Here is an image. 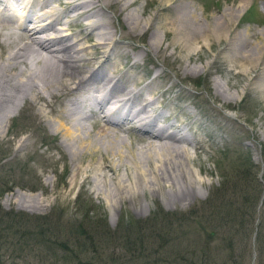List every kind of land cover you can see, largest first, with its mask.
I'll return each instance as SVG.
<instances>
[{
	"label": "rangeland",
	"instance_id": "374dc122",
	"mask_svg": "<svg viewBox=\"0 0 264 264\" xmlns=\"http://www.w3.org/2000/svg\"><path fill=\"white\" fill-rule=\"evenodd\" d=\"M81 1L95 3L93 8H88V13L92 12L94 15L87 18L76 16L78 11L64 9L58 4L59 0H17V3L31 5L32 12L37 7L43 8V5L46 6L45 9L50 6L54 8L57 14L54 20H58L55 28L64 29L62 33L67 37L80 38L79 46L83 47L97 42V31H93V38H87L88 31L82 30L86 27L85 23L102 24L100 32L111 34L113 42L109 47H104L109 57L99 54L97 58L103 60V65L110 62L119 70L113 75L119 77L116 81L118 85L121 83L119 87H141L145 96L154 99L156 114H160L161 119L165 115L168 117V120H162V126L174 124L163 134H172L176 138L185 137L189 141L191 146L182 141L179 146L186 147L188 155L190 154L187 167L193 172L195 193L186 200H181L182 198L171 197L168 188L161 184L158 185L159 190L155 191L131 187L136 192L135 197L115 201L117 204L113 207L108 200L95 196L92 192V178L85 180L90 174L85 170L90 160L84 157L78 162L75 153L80 150L76 139L65 138L57 130L59 121L56 113L64 111L72 96L52 95L54 88H43V82L36 76V84L32 89L36 88L37 91L29 90V97L21 103L18 110L13 112L12 106L2 110L3 113L10 112L11 118L9 117L7 126L5 123L2 126L0 124L1 211L46 218L48 222H57L58 227L68 228L73 223L92 226L95 233L88 228H85L86 232L94 237L95 244L100 246L99 249L104 254L103 259L98 261L95 254L87 251L86 258L91 259L94 264H264V227L258 229L259 224L255 221L254 227L257 230L251 231L249 217H245L247 209L233 208L232 213L238 218L222 214L226 217L224 220L231 222L239 219L243 223V231L239 232L240 240L235 239L228 244L225 239L230 238V234H222L219 230L209 236L208 232L212 230L210 228L216 227L207 226L214 222L210 214L219 216L216 211V196L219 192L234 188V192L247 191L245 195L249 200L256 193L260 194V204L263 200L264 95L261 94L259 77L256 75L264 66V0H166L168 3L165 0H118L120 3L117 0ZM104 1L107 2L103 3ZM202 1L206 3L205 6ZM248 7L254 14L245 13ZM223 13H231L228 24L223 22ZM245 18L249 21L252 19L251 23L245 24ZM0 20V36L6 34L3 38L8 40V28L2 26L7 22L1 18ZM77 22H81L82 27ZM177 22L183 27V31L180 28L174 30ZM185 26L188 27L187 33L184 32ZM188 32H191L192 39L189 38L191 41L183 45L179 39ZM214 33L223 35L225 40L218 42ZM248 41L251 47L253 44L257 45L256 48L246 49H254L253 53L260 56L257 65L252 67V72L247 62L240 69L235 63L228 62L229 56L242 51L243 45L248 44ZM188 44L190 46L186 47ZM16 46L15 43L4 48L0 46V55ZM24 51L25 54L22 51L20 53L31 65L30 69L34 70L37 65L33 60L35 55H31L29 50ZM85 51L83 56H95L91 55L90 47ZM13 72L14 70L6 74L16 81L19 78ZM214 84H218L219 88L215 89ZM36 93L43 97L30 98ZM78 112L80 125L89 131L90 139L101 145L103 140L95 133L101 127L100 121L96 122L93 115L83 108ZM115 132L132 149L146 141L137 131ZM98 158L99 156H94L95 160ZM116 175H128L131 178L132 171L127 172L121 167ZM102 182V186L106 184L110 189L116 187L114 175L107 170L104 171ZM245 207L249 208L248 205ZM164 214H168L167 220L160 218ZM179 215L185 216V221L174 219ZM144 222H147L146 225ZM24 223L22 220L18 223L19 226L16 224L14 230L24 226ZM133 224L141 227L145 233L136 236L132 234L128 240L133 242V237L137 239L140 236L141 244H145L144 248L120 246L127 244L124 235L128 231L123 230V227L121 232L117 230L121 226H128L130 231ZM162 227H166L164 232H161ZM167 229L178 233L174 234L176 239L164 244L162 248L158 247L162 245L159 235L166 238L169 235ZM236 230L237 227L234 228ZM247 231L249 233L244 238L242 234ZM117 233L120 234L119 237ZM257 235L258 241H255ZM11 238L0 235V244H27ZM139 243L137 239V244ZM5 250L0 249V264L76 263L60 245L55 247L53 257L44 263L35 255L26 256L25 263H22L9 250Z\"/></svg>",
	"mask_w": 264,
	"mask_h": 264
},
{
	"label": "bare ground",
	"instance_id": "6f19581e",
	"mask_svg": "<svg viewBox=\"0 0 264 264\" xmlns=\"http://www.w3.org/2000/svg\"><path fill=\"white\" fill-rule=\"evenodd\" d=\"M105 2L107 1H104L103 3ZM164 2H166V0ZM2 3L3 0H0L1 5H3ZM58 4L64 9L69 8L73 12L78 11L76 16L87 18L92 14V12L91 14L88 13V8L90 6L93 8L95 3L81 0H59ZM30 8L31 5L29 6L27 3L19 4V10L23 13L24 20L28 23V26L16 24V28H14L12 24H15V21H12V18L5 20L7 23L2 25L8 28L7 39L10 41L8 42V40L3 38L6 37V34L3 33L4 35L1 34L2 36H0L2 37V40H0V46L4 48L11 43H15L17 46L14 49H6V53L4 55H0L1 126L4 123L5 126H7L6 124L8 123L10 117V112L4 111L3 113L2 110L10 106H12L13 112L14 110H18L19 107H21V103L29 97V92L31 90H36V88H32L36 84L35 79L37 78L36 76H38L40 81L44 84V86H42L43 88H48L49 90L50 88H54V93H52V95L63 96L66 94L65 96H72L67 105L64 107V111L59 114L56 113V117L59 121V123L57 121V130H60L61 135L65 138L68 137V139H76V143L80 150V152L75 153V158L78 159V162L80 158L84 157L90 160V164H87L85 168V170H87L90 174L85 177V180L90 177L92 178V192L95 196L103 198L106 201L108 200L110 202V206L113 207L117 204L115 201L118 202V200L127 199L129 196L135 197L134 194L136 192L131 190V187L142 191L144 189L155 191L158 189L159 184L163 187H167L170 191V196L173 198H182L181 200H186L188 196L193 195L195 193V190H193L194 180H192L193 172H191L187 167L190 154L188 155L186 147L179 146L181 141L182 143L187 144V146H191L189 141L185 139V137L176 138L172 134H163L167 128L169 129L173 127L174 124L172 123L167 125L163 124V126L161 125L158 128H154L157 119L159 121L163 119L165 121L166 119L168 120L167 115L161 119V115L156 114L157 109L153 108L154 99L152 97L145 96L142 90L143 88L141 87L136 88L135 86L134 88H130L127 85L119 87L121 83L119 85L116 84L119 77L113 76L114 73H118L119 70L113 67V64H110V62L103 65V60L97 58V55L99 54H105L109 57V54L106 51L107 49L104 50V47L107 48L111 45L113 42L112 35L109 33L106 34V32H100L102 26L101 23H85L86 27H83L82 30L88 31L86 35L87 38H93V31H97V42L90 46H79L80 38L73 35V37H67L64 33H62L64 29L59 30L55 28L54 25L58 23V20H54V17L57 16L54 8L50 6V8L45 9L46 6L44 7L43 5V8L38 9L39 13L36 16L28 18L26 14L30 11ZM231 13H227L226 15L223 13V22L225 21V23L228 24V21L231 18ZM0 18L2 19L1 14ZM4 18L2 20H4ZM57 18L59 19V17H56V19ZM179 23L177 24V28L174 27V30L180 28L179 30L183 31V27L180 26ZM77 25L82 27L81 22H77ZM187 28L186 26L184 27L185 33L188 31ZM14 30H16L17 33ZM190 33L188 32V34H184V37L179 39L183 45L191 41L189 39H192ZM214 35H216V33H214ZM18 38L19 40H17ZM216 39L218 42H221L224 37L223 35L218 34L216 35ZM155 41L158 40L155 39ZM153 43L156 44L157 42ZM256 45L253 44L251 47V44L248 41V44L243 45L244 49H242V51L232 53L229 56L228 62L230 61L235 63L239 69L247 62L250 64L249 69L252 72V67L257 65L260 56L253 53L254 49L253 51H249L246 48H256ZM189 46V44L186 45V47ZM88 47L92 49L91 55L95 56L86 57L82 55V53L85 55V50ZM24 50H29L31 55L36 56L33 58V60L37 63L34 70L30 69L31 65L26 62V58L20 53V51L23 52ZM87 55L90 54L87 53ZM38 64H40V68L38 67ZM114 69L116 70L114 71ZM13 70V73L19 78L16 79V81L11 80L8 77L9 75L6 74H9V72ZM112 70L113 72H111ZM108 71L109 75H105V72ZM242 74H245V72ZM21 77L24 79H21ZM256 77H259L260 91L261 94L264 95V66L262 67V71L258 72ZM214 88H219V85L214 84ZM138 89L140 92H138ZM68 92L71 93L68 94ZM33 97L41 99L43 96L36 93L30 98ZM81 108H83L85 112L89 111L93 115L96 122L100 121L99 123L101 125H99L101 127H99L95 133L97 137L103 140L101 145H98L95 140L90 139L91 135L89 131L85 130L80 125L78 113L81 111H78ZM96 122H94V125H97ZM114 129L120 130L123 133L126 131H137L140 136L145 137L146 141H144L137 148L132 149L130 145L127 144L128 142L126 143L121 137L116 136ZM5 131L6 127L4 133ZM80 133H83V135ZM94 156H99V158L95 160ZM121 167H124L127 172L132 171L131 178L128 175H124L122 177H118L116 175V171ZM105 170L114 175L116 187H113V189H110L106 186V184L103 186L101 185L103 184L102 181L104 179ZM73 171H75V168Z\"/></svg>",
	"mask_w": 264,
	"mask_h": 264
},
{
	"label": "trees",
	"instance_id": "16d2710c",
	"mask_svg": "<svg viewBox=\"0 0 264 264\" xmlns=\"http://www.w3.org/2000/svg\"><path fill=\"white\" fill-rule=\"evenodd\" d=\"M245 21L248 22L249 19L245 18ZM246 187L247 186L245 185V189ZM245 189L244 191H246ZM245 193L243 191L242 193H239V191L234 192V188L218 193V195L216 196V200H217L216 211L219 213V216L214 217L212 214H210L214 222L208 223L207 226L212 225L215 226L216 228H210L212 230L208 232L209 236L214 235V233H216V231L219 230L222 234H226V235L230 234V238L225 239V241H227L228 244H230L232 240L241 239L240 238L241 233L239 234V232L243 231V223H241L239 219L236 221L229 222L227 220H224V218H226L225 216H222V214L224 213L228 216L233 215L232 217L238 218L236 217L235 213H232L233 208H239L240 210L241 208H245L248 210L245 217L246 216L249 217L251 231L257 230V228L259 229L261 227H264V195L262 196L263 200L261 201L260 204L258 202L259 201L258 197L260 194L256 193L254 198H252V200H249V198L247 197V195H245ZM263 194H264V190H263ZM258 203L260 204V206L258 210H256L257 209L256 206L258 205ZM245 205H248L249 208H246ZM256 212H258L257 216H256ZM243 216L244 213L242 212L241 217ZM160 218L167 220L168 214H164ZM184 218L185 216L179 215L176 216L174 219L180 221L181 219ZM22 220L25 222L23 224L24 226L21 225L20 228L17 227L16 230H14L15 225L17 224V226H19L18 223L21 222ZM255 221H257L259 224L257 225V228L254 227ZM147 222H144V224L146 225ZM57 225H58L57 222L54 221L48 222L46 221V218L39 219L38 217H31L25 214L5 213L0 209V235H6L7 239H9L11 237L8 233H10L12 236L11 239L16 241L22 240L23 243H27V244H0V249L4 248L6 249L5 251L9 250L8 252H10L11 255H14L15 258H19L22 261V263H25L24 258L28 255H35L42 263L48 261L49 259H51V257H53L54 249L57 245L62 246L63 249L69 253L70 259L75 261L76 262L75 264H94L93 262L90 261L91 259L86 258L87 255L85 254L87 251H89L93 255L95 254L96 259L98 261L103 259L104 257L103 250L100 251L99 249L100 246H97L98 244H95L96 241L94 240V237H92V235L89 232H86L85 228H88L89 231L95 233V229L92 226L85 225L84 223H73L69 225L68 228L63 226L58 227ZM122 227L123 230L128 232H126L124 235V239L127 240L125 243L127 244H123V245L120 244L121 247L127 245L129 248H136L137 246L140 249L144 248L145 244H141L142 238L140 236L137 237L138 241L140 242L139 244H137V239L133 236H132L133 242L131 240H128L130 239L129 236L132 234L136 236V235H141V233H145V231L141 227L138 226L135 227V224H133L132 228L129 231L128 226H121L119 230H117V232L118 231L121 232ZM230 227H234V228L237 227V230L234 231V228H230ZM162 228L163 230L161 232H164L166 227H162ZM166 231L169 233V235H167L166 238L162 234L159 235L162 245L160 244L158 247L162 248L164 244L171 243L176 239L174 234H178V233L174 232L175 230L167 229ZM119 233H117L118 237L120 236ZM248 233L249 231H247V233L242 234V236H244L245 238L246 234ZM222 239L224 240V237H222ZM255 241H258V235L256 236ZM133 250L136 251V249ZM102 263L105 264L104 262Z\"/></svg>",
	"mask_w": 264,
	"mask_h": 264
}]
</instances>
